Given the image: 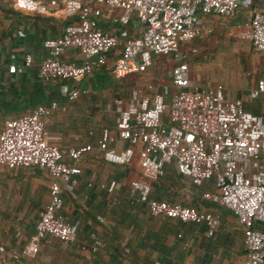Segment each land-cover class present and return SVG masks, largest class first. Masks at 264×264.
I'll return each instance as SVG.
<instances>
[{"label": "built area", "instance_id": "1", "mask_svg": "<svg viewBox=\"0 0 264 264\" xmlns=\"http://www.w3.org/2000/svg\"><path fill=\"white\" fill-rule=\"evenodd\" d=\"M53 4L60 14L77 15L55 36L42 41L44 56L36 64V76L45 84L63 81L62 93L69 101L79 96L74 85L93 68L106 64L115 78L150 65L151 57L170 56V92L144 89L135 100L117 109V131L101 127L94 141L59 145L47 138L49 107L37 106L28 113L3 120L0 127V166L30 167L46 171L48 200L37 215L34 232L22 247L28 261L36 264L40 242L47 235L61 243L76 239V233L58 208L62 187L71 190L83 177L79 162L97 150L113 163L127 162L135 151L141 176L128 182L135 200L145 204L153 218H169L203 224L212 236L219 218L207 209L150 196L149 180L161 172L163 161L194 184L213 178L201 198L228 209L241 226L245 256L242 264H264V118L247 111L245 97L226 99L217 83L200 85L189 76L184 42L210 32L211 16H231L238 7L248 8L245 36L255 51L264 52V0H12V7L27 14H48ZM108 23L117 25L112 31ZM129 27L130 32L120 31ZM20 34V31L17 32ZM67 48L76 49L78 62L64 60ZM29 53L19 64H6L16 73L32 64ZM264 94V78H257L247 97ZM91 134V131L88 132ZM122 143L119 149L115 142ZM87 186L93 181L85 180ZM112 193L116 183L98 182ZM98 221L102 217L96 215ZM94 239L90 251H96ZM0 264H3L0 260Z\"/></svg>", "mask_w": 264, "mask_h": 264}, {"label": "crops", "instance_id": "2", "mask_svg": "<svg viewBox=\"0 0 264 264\" xmlns=\"http://www.w3.org/2000/svg\"><path fill=\"white\" fill-rule=\"evenodd\" d=\"M49 8L50 13L60 14L53 4ZM248 11L247 7L240 6L229 17L213 15L210 19L211 25L217 26L213 22L215 18H221L220 23L223 24L219 27L225 26L229 34L248 41L243 65L246 74H251V80L246 89L241 86L237 92L244 89L243 93L246 94L241 97H245L246 110L264 118V94L256 98L247 97L256 79L264 78V52L253 50L245 36ZM29 21L27 24L23 20L15 22L17 26L0 37V77L3 81L10 76L6 71L7 63L19 64L23 54L29 53L33 62L20 71H24V77L31 79L36 73L38 60L44 56L43 40L38 41L35 37L25 39L27 34L32 33ZM8 23V19L2 18L0 27L4 28ZM106 27L112 31L118 28L111 23ZM120 31L129 33L130 28L122 27ZM62 57L69 61L79 60L74 48H67ZM125 76L114 79L107 71L84 76L74 83L80 92L73 101L67 100L62 93L60 85L63 81H54L47 86V107L51 109L50 121L45 126L47 138L59 145L94 141L101 126L110 120L112 112L120 106L111 94L113 82L118 83L119 91L125 89L119 98L123 102L135 100L142 94L137 93V86H130L132 81ZM189 76L196 80L191 73ZM105 77L111 80L110 84L104 83ZM165 90L162 88L159 91ZM225 93L224 89L226 97ZM3 116V120L8 118L7 115ZM3 120H0V127ZM87 130H91V134ZM121 144L117 141L113 146L119 149ZM101 158L95 150L80 162L84 175L79 184L90 179L94 187L92 190L84 187L72 194L75 201L81 204L75 214L78 219L71 215L75 205L65 193L70 190L62 187L63 209L69 215V220L74 219L78 230L85 223V235L79 230L76 240L84 237L85 243L90 239L99 240L98 252L92 254L89 250H81L75 243H61L47 235L41 240L33 261L39 264H242L244 253L239 252V249H244L242 236L234 217L227 213L220 220L216 214L219 218L216 231L220 233L216 232L212 238L204 235L203 231L199 232L198 226L191 228L185 225V230L175 233L169 225L172 220L142 215L139 203H130L133 197L130 189L125 193L116 185L112 193H107L97 186L98 182L107 183L111 173V166L104 164ZM47 179V173L42 168L0 166V260L3 264H22L29 260L21 250L34 230L38 212L47 203ZM90 214L94 215L93 220L89 218ZM96 215L102 217V221H98ZM235 229L239 230L236 235ZM115 246L121 247L122 251H113Z\"/></svg>", "mask_w": 264, "mask_h": 264}, {"label": "trees", "instance_id": "3", "mask_svg": "<svg viewBox=\"0 0 264 264\" xmlns=\"http://www.w3.org/2000/svg\"><path fill=\"white\" fill-rule=\"evenodd\" d=\"M216 16H220V15H216ZM1 17L8 19L9 23L4 28L0 27V37L2 35H5L6 33L9 34L11 30L17 26L15 22L19 20H23L24 23L27 24L28 20H30L29 27H32V33L27 34L25 36V39L30 40L31 38L35 37L36 39H38V41H42L46 37L57 35L62 31L63 27L66 24L74 22L77 19V15L67 16L62 14H52L50 13V11L47 15L38 14V13L27 14L15 10L12 7L11 3L7 4L0 0V18ZM38 33H40V36H38ZM105 71L109 72L112 75V77H114L110 71V68L106 64H101L98 67L93 68L90 74L95 72L100 73ZM103 80L104 83L107 84L111 83V80H106V77ZM117 88H118V83L113 82L111 88V94L114 98L119 99L121 93L122 92L124 93L125 89L123 88L122 91H119ZM46 91H47V85L43 83L36 76V73L32 75L31 79L24 77V71H17L16 73H10L9 78L6 79V81H3V79H1L0 77V114L2 116L0 120H3L4 117L3 115H7L8 118L16 117L30 112L37 106L47 107L49 98ZM240 94L241 93L238 91L236 97H241L239 96ZM166 95L168 96L169 94ZM117 113H118L117 110L113 111L110 120H108L107 123L103 125L107 127L111 132L117 131V124H116ZM252 114L259 115L257 113H252ZM89 131L91 130H87V133ZM85 157L86 155L80 158L79 162H82V160H84ZM101 160L105 163L110 164L111 166V173L109 175V180L107 182H109L110 180H114L116 185H118L120 189H122L125 193L128 192L130 189L128 182L131 179L138 178L141 176V169L138 165L137 151H135L134 154L131 156V158L125 163L108 162L102 158ZM212 182H213V178H210L209 180L204 181L199 185L192 183L187 177L183 176L181 173L177 171L176 166L171 159L170 161H163L161 166V172L157 174L153 179L149 180L150 196L159 200H166L168 202H179L181 204H186L198 210L207 209L211 211V209H215L218 213L220 220L227 213L230 214L232 217H234L228 209H225L219 205H216L210 201L201 198L202 191L210 188ZM84 187L92 190L94 186L93 185L87 186L86 181H82L80 184H78L75 188H72L70 191H65V193H67L68 195V199L73 201L75 205L74 210L71 212V215H74L73 216L74 219H78L75 214L78 212V208H81V204L75 201V198L73 197L72 194L75 193L77 190L83 189ZM63 193L64 192H61L60 194L61 204L60 207L58 208L59 214H61L64 220L71 225L75 233H78V231L80 230L81 233H84L85 235V223L82 224L81 229L78 230L76 224L74 223V219L73 221L69 220V215L66 214V212L64 211ZM132 193H133V197L130 203L138 202L135 200L134 192ZM138 203L140 205L139 207L141 208L142 215H145L146 217H150L145 207V204L141 202ZM89 218L93 220L94 215L90 214ZM163 219L172 220L169 218H163ZM169 225L172 228L171 230L174 231L175 233H177L180 230L182 231L185 230L184 228L186 227L185 225H187L188 227L190 226L191 228L194 226H198L199 232L203 231L204 229L203 224H197L194 222L185 223L178 220H172V222H169ZM238 226L240 227V232L242 233L241 226L239 223ZM237 231L239 230L237 229L234 230L235 235L237 234ZM216 232L217 234L220 233V231L219 232L216 231ZM216 232L212 236H208V237L210 238L214 237V235H216ZM92 241L93 240L90 239L85 243V237H84L80 241H77L75 239L73 242L70 243L77 244V246L81 250L84 251L89 250L90 253L96 254L98 250L90 251ZM113 251L119 253L122 251V249L119 246H115L113 247ZM239 252L244 253L245 256L244 249L243 250L239 249ZM33 262L39 264L35 261Z\"/></svg>", "mask_w": 264, "mask_h": 264}, {"label": "rangeland", "instance_id": "4", "mask_svg": "<svg viewBox=\"0 0 264 264\" xmlns=\"http://www.w3.org/2000/svg\"><path fill=\"white\" fill-rule=\"evenodd\" d=\"M1 1L7 4L12 3V0ZM2 18H0V25ZM220 21L221 18L217 17L213 24L222 25ZM218 25H209L210 32L204 31L197 39L184 42V45L189 48L186 52V61L189 73L196 78L194 82L206 86L219 83L225 89L226 99H233L236 97L238 88L242 86L246 89L250 84L251 74H246L243 65L248 41L229 34L228 28L224 25V27ZM171 65L170 56L153 55L150 65L143 66L137 72L126 74L125 78L132 81L131 87L137 86L136 90L139 94L143 93L145 88L151 91L163 88L166 89V94H169ZM52 83L46 85L50 86ZM244 89H241L239 96L246 94L243 93ZM211 211L218 215L215 209Z\"/></svg>", "mask_w": 264, "mask_h": 264}]
</instances>
